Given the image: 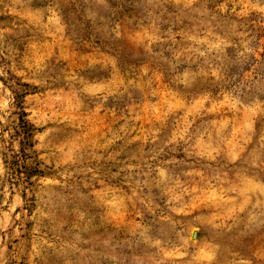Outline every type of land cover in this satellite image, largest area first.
Instances as JSON below:
<instances>
[{
    "label": "rangeland",
    "instance_id": "obj_1",
    "mask_svg": "<svg viewBox=\"0 0 264 264\" xmlns=\"http://www.w3.org/2000/svg\"><path fill=\"white\" fill-rule=\"evenodd\" d=\"M0 264H264V0H0Z\"/></svg>",
    "mask_w": 264,
    "mask_h": 264
}]
</instances>
